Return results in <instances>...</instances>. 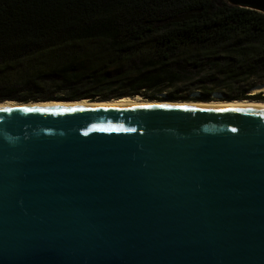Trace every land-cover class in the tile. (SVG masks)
<instances>
[{
  "label": "water",
  "instance_id": "1",
  "mask_svg": "<svg viewBox=\"0 0 264 264\" xmlns=\"http://www.w3.org/2000/svg\"><path fill=\"white\" fill-rule=\"evenodd\" d=\"M45 100L0 106V264H264V106Z\"/></svg>",
  "mask_w": 264,
  "mask_h": 264
},
{
  "label": "trees",
  "instance_id": "2",
  "mask_svg": "<svg viewBox=\"0 0 264 264\" xmlns=\"http://www.w3.org/2000/svg\"><path fill=\"white\" fill-rule=\"evenodd\" d=\"M261 84L264 12L255 8L225 0H0V102L136 93L193 100L192 91L194 100L217 91L225 100L264 99L248 93Z\"/></svg>",
  "mask_w": 264,
  "mask_h": 264
},
{
  "label": "bare ground",
  "instance_id": "3",
  "mask_svg": "<svg viewBox=\"0 0 264 264\" xmlns=\"http://www.w3.org/2000/svg\"><path fill=\"white\" fill-rule=\"evenodd\" d=\"M263 89L264 90V84L257 85L253 88H251L252 92L259 91ZM217 96V94L213 95ZM84 99H75V100H45V101H38L33 102V104L40 103V104H95V105H104V106H119V105H127V104H135V103H143V102H154V101H162V100H148L143 99L139 97L134 96H125L118 99H107V100H86ZM188 103L192 104H251V105H260L264 106V99H252V98H241V99H232V100H218V99H212L208 101H199V100H185ZM15 101L12 100V102H0V106L14 104Z\"/></svg>",
  "mask_w": 264,
  "mask_h": 264
},
{
  "label": "rangeland",
  "instance_id": "4",
  "mask_svg": "<svg viewBox=\"0 0 264 264\" xmlns=\"http://www.w3.org/2000/svg\"><path fill=\"white\" fill-rule=\"evenodd\" d=\"M255 92H257V91H255ZM258 92H261V93H264V90L263 89H261V90H259ZM248 93H253L252 91H251V89L248 91ZM160 95H163V93L162 92H160L159 93ZM197 91H192V92H190L189 93V96H190V99H196V97L195 96H197ZM215 94H217V96H213V95H215ZM131 96H134V97H141V98H143V99H149V98H146V97H144V96H142V95H140V94H138V93H136V94H134V95H131ZM151 99H153V100H157V99H165L164 97H162V98H151ZM208 99L209 100H212V99H218V100H225V98H223L222 97V94L219 92V91H217V92H211L210 94H209V97H208ZM197 100H199V101H203V100H206V99H197ZM258 100H260V99H258ZM208 101V100H207Z\"/></svg>",
  "mask_w": 264,
  "mask_h": 264
}]
</instances>
